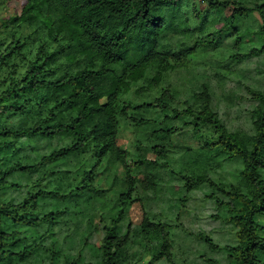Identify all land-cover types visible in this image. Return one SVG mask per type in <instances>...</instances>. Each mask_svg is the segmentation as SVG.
<instances>
[{
  "label": "clouds",
  "instance_id": "clouds-1",
  "mask_svg": "<svg viewBox=\"0 0 264 264\" xmlns=\"http://www.w3.org/2000/svg\"><path fill=\"white\" fill-rule=\"evenodd\" d=\"M0 264H264V0H0Z\"/></svg>",
  "mask_w": 264,
  "mask_h": 264
},
{
  "label": "trees",
  "instance_id": "trees-1",
  "mask_svg": "<svg viewBox=\"0 0 264 264\" xmlns=\"http://www.w3.org/2000/svg\"><path fill=\"white\" fill-rule=\"evenodd\" d=\"M12 3V0H9V4H11Z\"/></svg>",
  "mask_w": 264,
  "mask_h": 264
},
{
  "label": "rangeland",
  "instance_id": "rangeland-1",
  "mask_svg": "<svg viewBox=\"0 0 264 264\" xmlns=\"http://www.w3.org/2000/svg\"><path fill=\"white\" fill-rule=\"evenodd\" d=\"M11 5V4H10Z\"/></svg>",
  "mask_w": 264,
  "mask_h": 264
}]
</instances>
